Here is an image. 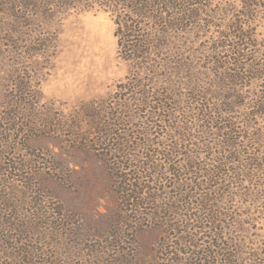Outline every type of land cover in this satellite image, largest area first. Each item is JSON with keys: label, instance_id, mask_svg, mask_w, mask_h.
<instances>
[{"label": "rangeland", "instance_id": "obj_1", "mask_svg": "<svg viewBox=\"0 0 264 264\" xmlns=\"http://www.w3.org/2000/svg\"><path fill=\"white\" fill-rule=\"evenodd\" d=\"M168 1L140 68L112 11L0 0V264H264L263 135L223 110L263 90L227 72L264 60V0Z\"/></svg>", "mask_w": 264, "mask_h": 264}, {"label": "trees", "instance_id": "obj_2", "mask_svg": "<svg viewBox=\"0 0 264 264\" xmlns=\"http://www.w3.org/2000/svg\"><path fill=\"white\" fill-rule=\"evenodd\" d=\"M93 5H99L101 8L117 14L115 22L117 24L116 35L118 36L120 55L127 60L133 61L136 67L141 68L144 65L151 64V54H153V51L157 48L154 41L159 38L161 29L154 27V25H148L147 27V19L151 17L156 21L158 19L163 22V19H165L163 13L165 12L162 10L164 7L173 8L174 6L172 2L168 1V3H163V0H31V10H33L34 13L41 12L54 14L57 11H67L71 8L92 7ZM164 22L166 23V20ZM162 31L164 32L165 30L162 28ZM236 50L237 51L234 53V63L237 70L228 71L227 78L232 79L233 81H238L244 79L250 73H256L257 78L264 79V60H253V62L251 61L239 66L237 61L244 59L247 54L242 53L240 47ZM260 87L263 88V90H259L256 98L251 99V103L245 101L242 105L239 104L234 107L223 109L224 111L229 112V115L241 111L244 113L243 116L245 118L241 124L242 128L249 134L251 133L250 131L254 132L255 130H259V135H263V139L258 138L254 141V145L258 147V149L250 148V158H243L244 163L252 161L249 168L252 170L264 169V125L260 124L255 126L250 124L252 118L264 117V81L261 82ZM236 89L237 90L234 89V91L244 100L245 95L243 88L237 87ZM234 125L235 123L232 124L233 127ZM253 134H256V132ZM231 145H233L235 149L239 148L236 146L237 143H232ZM254 159H256L257 162H253ZM121 194L122 193L120 192V195ZM122 199H124V196L121 195V201H123ZM203 212V214L201 213L199 216H195L196 221L200 220L205 222L206 220L209 222L210 218H206L208 211L204 210ZM205 226L206 224L204 226H199V228H206Z\"/></svg>", "mask_w": 264, "mask_h": 264}]
</instances>
